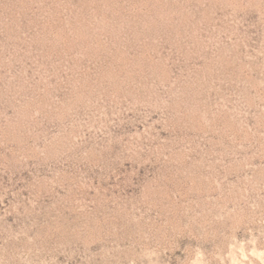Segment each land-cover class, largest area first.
I'll return each instance as SVG.
<instances>
[{"label": "rangeland", "instance_id": "1", "mask_svg": "<svg viewBox=\"0 0 264 264\" xmlns=\"http://www.w3.org/2000/svg\"><path fill=\"white\" fill-rule=\"evenodd\" d=\"M0 264H264V0H0Z\"/></svg>", "mask_w": 264, "mask_h": 264}]
</instances>
